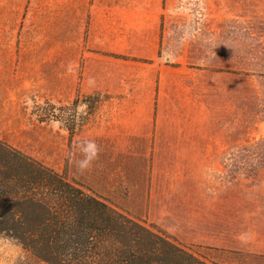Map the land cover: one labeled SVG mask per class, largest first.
Returning a JSON list of instances; mask_svg holds the SVG:
<instances>
[{
  "label": "rangeland",
  "instance_id": "374dc122",
  "mask_svg": "<svg viewBox=\"0 0 264 264\" xmlns=\"http://www.w3.org/2000/svg\"><path fill=\"white\" fill-rule=\"evenodd\" d=\"M82 1L0 0V139L218 264H264V0H187L188 62L227 72L207 106L230 148L162 159L128 132L149 66L88 45ZM0 264L40 263L0 235Z\"/></svg>",
  "mask_w": 264,
  "mask_h": 264
},
{
  "label": "trees",
  "instance_id": "16d2710c",
  "mask_svg": "<svg viewBox=\"0 0 264 264\" xmlns=\"http://www.w3.org/2000/svg\"><path fill=\"white\" fill-rule=\"evenodd\" d=\"M0 235L40 264H218L2 139Z\"/></svg>",
  "mask_w": 264,
  "mask_h": 264
},
{
  "label": "crops",
  "instance_id": "0c3cea01",
  "mask_svg": "<svg viewBox=\"0 0 264 264\" xmlns=\"http://www.w3.org/2000/svg\"><path fill=\"white\" fill-rule=\"evenodd\" d=\"M187 0H85L87 44L112 57L147 63L150 88L141 122L128 132L149 143L148 157L223 158L230 143L221 119H211L207 96L215 72L188 62V34L175 22ZM82 26V25H80ZM81 28V27H80ZM82 31V29H80ZM83 34H79V41ZM180 43H184L180 49ZM221 89V88H220ZM223 89V87H222ZM140 104V103H139ZM236 148V144L234 145Z\"/></svg>",
  "mask_w": 264,
  "mask_h": 264
}]
</instances>
